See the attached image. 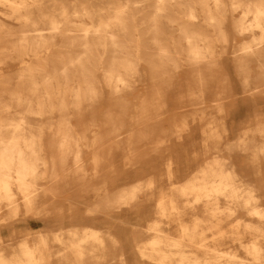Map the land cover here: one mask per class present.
Listing matches in <instances>:
<instances>
[{"label":"bare ground","instance_id":"bare-ground-1","mask_svg":"<svg viewBox=\"0 0 264 264\" xmlns=\"http://www.w3.org/2000/svg\"><path fill=\"white\" fill-rule=\"evenodd\" d=\"M0 264H264V0H0Z\"/></svg>","mask_w":264,"mask_h":264},{"label":"rangeland","instance_id":"rangeland-1","mask_svg":"<svg viewBox=\"0 0 264 264\" xmlns=\"http://www.w3.org/2000/svg\"><path fill=\"white\" fill-rule=\"evenodd\" d=\"M234 137H235V136L231 137V139L234 138Z\"/></svg>","mask_w":264,"mask_h":264}]
</instances>
